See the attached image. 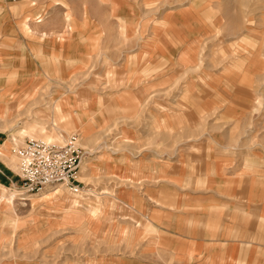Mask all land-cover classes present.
<instances>
[{
    "label": "rangeland",
    "instance_id": "374dc122",
    "mask_svg": "<svg viewBox=\"0 0 264 264\" xmlns=\"http://www.w3.org/2000/svg\"><path fill=\"white\" fill-rule=\"evenodd\" d=\"M0 264H264V0H0Z\"/></svg>",
    "mask_w": 264,
    "mask_h": 264
},
{
    "label": "built area",
    "instance_id": "2783aa9c",
    "mask_svg": "<svg viewBox=\"0 0 264 264\" xmlns=\"http://www.w3.org/2000/svg\"><path fill=\"white\" fill-rule=\"evenodd\" d=\"M72 140L70 138L65 144L58 145L28 138L12 149L17 159L21 192L37 194L55 185H63L71 192L77 191L74 181L80 159Z\"/></svg>",
    "mask_w": 264,
    "mask_h": 264
},
{
    "label": "bare ground",
    "instance_id": "6f19581e",
    "mask_svg": "<svg viewBox=\"0 0 264 264\" xmlns=\"http://www.w3.org/2000/svg\"><path fill=\"white\" fill-rule=\"evenodd\" d=\"M55 186H58L59 187L58 189H64V186L63 185H55ZM55 194H56V190H54L53 188L48 189L47 191L41 193V199L51 198ZM11 195H13V194H11ZM14 195H16V194H14Z\"/></svg>",
    "mask_w": 264,
    "mask_h": 264
},
{
    "label": "crops",
    "instance_id": "0c3cea01",
    "mask_svg": "<svg viewBox=\"0 0 264 264\" xmlns=\"http://www.w3.org/2000/svg\"><path fill=\"white\" fill-rule=\"evenodd\" d=\"M31 1H33V0H30V2ZM66 20H68V19L66 18ZM32 21H33L32 23L36 25L37 23H39L41 21L40 16L33 18ZM23 25H24V28H26L28 31H30L31 28L29 25V18L25 17V19L23 20Z\"/></svg>",
    "mask_w": 264,
    "mask_h": 264
},
{
    "label": "snow or ice",
    "instance_id": "6c2138e0",
    "mask_svg": "<svg viewBox=\"0 0 264 264\" xmlns=\"http://www.w3.org/2000/svg\"><path fill=\"white\" fill-rule=\"evenodd\" d=\"M50 142V141H49Z\"/></svg>",
    "mask_w": 264,
    "mask_h": 264
}]
</instances>
